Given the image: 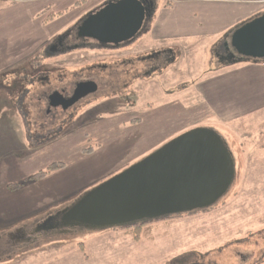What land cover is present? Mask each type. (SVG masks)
<instances>
[{
	"label": "rangeland",
	"instance_id": "obj_1",
	"mask_svg": "<svg viewBox=\"0 0 264 264\" xmlns=\"http://www.w3.org/2000/svg\"><path fill=\"white\" fill-rule=\"evenodd\" d=\"M171 2L155 0L156 13L145 24L146 31L119 50L79 49L48 56L46 45L91 9L88 0L79 1V7L51 15L52 26L39 34L40 40L54 35L40 47L36 44L12 72L0 76V264H264V75L257 72V93L236 91L239 94L215 103L207 94L210 85L219 83L223 73L254 61L223 65L216 59L220 37L230 34L229 40L237 28L229 33L210 28L203 35H180L185 24L188 28L196 24L182 5L170 10ZM3 4L9 3L0 0ZM3 22L8 30L15 27L12 19ZM158 30L163 33L155 34ZM36 34L24 31L25 43ZM162 50L170 51L175 62L162 75L133 79L132 64L135 74L143 68L136 58ZM118 60L116 76L94 67L114 66ZM129 60L132 63L126 65ZM37 73H45L52 87L65 85L74 75H97L104 92L61 112L60 120H51L54 111L46 117L37 102L45 87L31 82ZM240 80L237 89L244 87ZM200 128L214 129L222 136L235 163L236 177L213 207L146 225L139 241L133 232L112 228L54 232L34 235L31 243L16 242L20 231H33L47 215L64 209L167 141ZM51 164L61 169L17 191L7 187Z\"/></svg>",
	"mask_w": 264,
	"mask_h": 264
},
{
	"label": "water",
	"instance_id": "obj_2",
	"mask_svg": "<svg viewBox=\"0 0 264 264\" xmlns=\"http://www.w3.org/2000/svg\"><path fill=\"white\" fill-rule=\"evenodd\" d=\"M153 4L142 0H114L84 17L77 37L99 45H120L146 31ZM225 47L232 50L222 61L251 59L264 62V15L235 29ZM66 100L60 90L49 96L51 107L67 110L94 94L95 83L82 82ZM235 163L227 141L214 129H191L156 149L121 173L88 190L64 209L46 216L32 231L37 235L74 230L123 229L204 211L230 189Z\"/></svg>",
	"mask_w": 264,
	"mask_h": 264
},
{
	"label": "crops",
	"instance_id": "obj_3",
	"mask_svg": "<svg viewBox=\"0 0 264 264\" xmlns=\"http://www.w3.org/2000/svg\"><path fill=\"white\" fill-rule=\"evenodd\" d=\"M79 1L82 0H25L18 3L17 0H6L9 4L0 6V76L12 72L23 63L30 52L32 53L36 49V44L37 47H40L54 35L46 34L40 40L39 34L45 33L46 29L52 26V21L47 20L49 16L65 12L71 7H79ZM102 1L104 0H88L87 7H96ZM170 5L168 6L170 10L174 5H182L183 11L190 10L191 16L189 15V17L192 19V23L196 24V26L192 25L189 28L185 24L182 31L177 30L183 37L192 33L203 35L210 28L216 30V33L219 31L229 33L232 28L241 26L243 21H250L255 17L264 15V0H172ZM51 8H53L52 11ZM160 11L161 9L159 14ZM186 18L184 15L182 20L184 21ZM8 19H12L15 24V27L10 30L6 28L3 22ZM24 31L31 33L35 31L37 34L25 43ZM11 33L13 36L10 37ZM154 33L160 35L163 31L158 30ZM170 34L173 36L174 32ZM228 36L220 37L218 52L225 48ZM220 63L223 65L232 64L225 61ZM258 71L260 75H264V64L258 61L233 68V70L223 73L225 75L219 83L214 82L212 86L210 85L207 94L209 97H213L216 103L218 98L221 102L223 97H232L239 92L257 93L254 91L258 89ZM240 79H243L244 87L237 89ZM236 91L239 92L236 93Z\"/></svg>",
	"mask_w": 264,
	"mask_h": 264
},
{
	"label": "flooded vegetation",
	"instance_id": "obj_4",
	"mask_svg": "<svg viewBox=\"0 0 264 264\" xmlns=\"http://www.w3.org/2000/svg\"><path fill=\"white\" fill-rule=\"evenodd\" d=\"M144 2V4L146 5H150V3L153 4V7L150 9V20L153 18V14H154V7H155V0H142ZM108 2H114V0H104L102 1L101 4L97 5L96 7L91 8V10H87L86 12H83V16L81 14L80 20L78 22H76L74 24L73 27L69 28V30L65 31L62 34H59L56 38H54L51 42H49V44L46 45L45 47V53H48L47 55L50 57H58V56H62V55H66L67 53H70L71 50H81V49H88V50H99L101 52L107 51L109 53H112L116 50H119L120 48H122L123 46H127L129 44H132L133 42H135L134 40H131L130 42H127L125 44H120V45H99L97 42L95 41H90L87 39H79L77 37V27L80 26V23L84 20V17L97 11L98 9L102 8V6ZM87 13V14H86ZM85 14V15H84ZM225 47V46H224ZM232 52L231 49L228 50L227 47H225L224 49L221 50L220 54L216 55V59H218L219 62H221L223 59L221 58H226L229 53ZM172 53L170 51L167 50H162V51H153L150 54H146L142 57L136 58V61L138 62L137 64H139L140 62H142L143 68L141 71V74L139 75V73H136V69L134 68V63L132 64L131 68L134 69L131 72V76L133 77V79L140 81V80H147L149 78H152V75L157 74V75H162L163 74V70L168 67L171 66V63H174V59L172 57H170ZM119 60L116 61L113 65H109V64H105V66L103 65H95L94 67L100 70H106L107 73L106 75H115L118 73V64ZM132 63L131 60L126 62V65H128L127 63ZM125 63L124 62H120V66H124ZM123 68V67H121ZM91 70V69H88ZM126 73V75L129 74V70L124 71ZM120 73H123V69L120 71ZM45 73H37L33 78H32V84L33 83H38V85L40 87H45L43 88V92L39 93L37 95V102H39L40 104H42L41 106H43V113H45L46 117L47 115L49 116V114H51V111H54L53 116L51 117V120H55V119H61V112L65 113L66 111L72 110L73 108H75L78 105L83 104V102H85L86 99H89L92 96H95V94H97L98 92H104V90L99 86L100 84L102 85L103 82L101 81L100 83V78L97 75H83L82 77H80V75L77 77L76 75H74L73 80L69 81L68 83H66L65 85L59 86V87H52V85L50 84V80L48 77H46L44 75ZM109 74V75H108ZM76 76V77H75ZM106 76V77H107ZM62 78H59L58 82H61ZM82 82H92L95 83L97 90L94 92V94H89L85 97H83V99H80V101L76 102L74 105H72V107L68 108L67 110H63L60 107H51L50 104L51 103H56L55 100H50L49 96L55 92H58L60 90L63 91V98L68 100L70 99L74 93L77 90V85L82 83ZM109 84V82H108ZM106 85V81L104 83V88ZM48 90V91H47ZM26 233V234H25ZM25 235H27V237H25ZM37 234H34L32 231L31 232H19V240L16 242H27V243H31L33 242L32 240H34L35 236ZM39 236V235H38Z\"/></svg>",
	"mask_w": 264,
	"mask_h": 264
},
{
	"label": "trees",
	"instance_id": "obj_5",
	"mask_svg": "<svg viewBox=\"0 0 264 264\" xmlns=\"http://www.w3.org/2000/svg\"><path fill=\"white\" fill-rule=\"evenodd\" d=\"M52 17L53 16L48 17L47 20L49 22L52 21ZM58 169H61V166L60 165L51 164L45 170L40 171L39 173H36L34 175L29 176L26 180H24L22 182H19L17 184H9L7 187L11 191H17L19 189L24 188L26 185H28L30 181H40V180H44L46 177L50 176L52 172H55ZM204 211H202V212H204ZM198 212H200V211H194L192 213H198ZM192 213L185 214V215H192ZM177 217H179V216L178 215L177 216H169V218L161 219V220H158V221H149V222H146V223H136L135 226L125 227V228L122 229V231L123 230H126L127 232H133V234H134L133 235L134 240L139 241V239L141 238L140 232H141V230L144 227H146V225H150V224H153V223H158L159 221H167L169 219H174V218H177ZM26 232H29V231H26Z\"/></svg>",
	"mask_w": 264,
	"mask_h": 264
}]
</instances>
